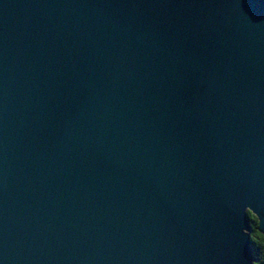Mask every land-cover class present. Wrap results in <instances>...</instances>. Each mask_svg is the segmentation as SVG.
Listing matches in <instances>:
<instances>
[{
    "label": "water",
    "instance_id": "95a60500",
    "mask_svg": "<svg viewBox=\"0 0 264 264\" xmlns=\"http://www.w3.org/2000/svg\"><path fill=\"white\" fill-rule=\"evenodd\" d=\"M264 0H0V264H255Z\"/></svg>",
    "mask_w": 264,
    "mask_h": 264
},
{
    "label": "trees",
    "instance_id": "16d2710c",
    "mask_svg": "<svg viewBox=\"0 0 264 264\" xmlns=\"http://www.w3.org/2000/svg\"><path fill=\"white\" fill-rule=\"evenodd\" d=\"M250 217V225H251V241L254 249V257L256 259L255 264H264V247L261 246L262 241L261 238L263 237L258 231H257V220L252 215L249 214Z\"/></svg>",
    "mask_w": 264,
    "mask_h": 264
},
{
    "label": "snow or ice",
    "instance_id": "6c2138e0",
    "mask_svg": "<svg viewBox=\"0 0 264 264\" xmlns=\"http://www.w3.org/2000/svg\"><path fill=\"white\" fill-rule=\"evenodd\" d=\"M262 244L261 246L264 247V237L261 238Z\"/></svg>",
    "mask_w": 264,
    "mask_h": 264
}]
</instances>
